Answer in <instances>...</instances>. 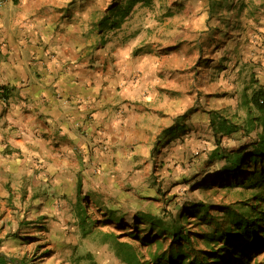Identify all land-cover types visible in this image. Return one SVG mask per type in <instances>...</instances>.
Segmentation results:
<instances>
[{
	"label": "crops",
	"instance_id": "obj_1",
	"mask_svg": "<svg viewBox=\"0 0 264 264\" xmlns=\"http://www.w3.org/2000/svg\"><path fill=\"white\" fill-rule=\"evenodd\" d=\"M89 4L0 0V86L9 90L0 99V196L9 181L16 197L28 196L17 225L42 235L32 242L68 244L79 196H111L123 185L133 192L150 175L162 106L155 103L165 96L150 86L160 72L154 55L133 50L163 48L149 37L98 32ZM256 17L264 31V7ZM26 210L33 216L24 221Z\"/></svg>",
	"mask_w": 264,
	"mask_h": 264
},
{
	"label": "trees",
	"instance_id": "obj_2",
	"mask_svg": "<svg viewBox=\"0 0 264 264\" xmlns=\"http://www.w3.org/2000/svg\"><path fill=\"white\" fill-rule=\"evenodd\" d=\"M154 1L109 0L98 14L97 21L93 25L101 33L107 30L117 32L137 7L150 8ZM173 3L176 10H165L162 17H172L173 14H178L183 7H191L198 11L200 16L204 17L202 30L198 31L195 40L188 48L191 53L197 52L198 54L197 67L195 68L194 64L193 70H189V72L195 73V69L198 73L209 70V73L216 72L219 80L223 81L224 78L228 77L231 80L230 85L234 87L232 94H229V96L235 98V104L232 106L230 116L224 115L218 110L207 112L209 115L208 123L213 129L211 138L214 139V146L202 152L199 156L189 157L191 176L185 178V175L181 173L183 181L170 184L166 193L175 192V190L181 188L179 184H187L192 190L200 189L207 187V183L216 179H222L225 188L242 185L258 191L254 195L256 204L249 207L251 212H243L242 214L232 210L226 230L216 228L213 229L210 235L204 236L205 244L208 247H214L221 243L224 246L221 249H226V247H230L233 238H242L241 241L243 242L249 240L252 235L256 234L263 222V219L259 216L264 214V211L259 210L257 203L260 201L259 196L264 190V31L260 30L262 27L259 26V19L256 16L259 15L264 4H259L255 0H249L247 3L245 0H176ZM183 45L167 46L157 51L154 50L152 45L145 44L136 47L133 50V56L139 57L146 54L154 56L168 55L179 51ZM8 98L9 90L4 86H0V99L6 102ZM189 111L179 116L175 123L162 128L152 143L150 150L151 168L147 186L148 190L150 192L154 191L155 196L158 198L162 188V180L166 178L167 171L171 169L166 168L164 163L170 161L174 168L184 165V156L178 159L177 150L183 143L182 135L189 131L186 122L195 114V108ZM230 139L231 142L228 141ZM172 150L177 152L171 153ZM203 154L206 158L201 159L200 157ZM246 170H249L248 178L238 184L240 175ZM172 171L173 173L169 175L175 173L174 170ZM184 171L186 172L187 169ZM246 183L249 184L246 185ZM158 198L141 196L140 199H143V201L138 204L146 206L149 203H147V200H157ZM173 199H175V195ZM92 204H94L93 208L97 207L93 211H99L98 215L106 219L103 221H110L118 225L133 224L134 231L137 233L150 232V236L143 239L148 246H151L153 238L158 236L171 239L173 247L169 252L161 253L158 252L157 248L154 252L150 251L149 260H143L135 246L118 242L117 237H114L112 240L114 252L121 263L179 264L182 261H188V264H195L197 262L194 258L189 261L190 256H185L186 251L183 250L182 244L188 246L191 242L189 231L185 230V224L193 223L189 222L190 218L195 219L196 213H200L201 210L206 213L204 204L193 202L184 205L178 216H175L166 208H161L158 213L151 212L155 211L152 209L145 211L139 208L134 212H123L107 205L101 207L102 200H93L91 195L79 196L74 213L75 224L77 223L79 229H83L87 218L86 211L88 210L86 209L92 207ZM247 205L244 204L245 207ZM149 206L151 207V203H149ZM166 211L168 212L166 213ZM170 214L172 218L165 216ZM24 223L21 224L20 222L19 225L23 227ZM29 223L27 222V224ZM139 225H144L145 228L140 230ZM41 227L44 226H39V228ZM232 230L234 232H231ZM17 237L16 232L1 237L0 250L4 246L12 245V240L15 239H20V244H23L22 241L38 239L29 236ZM252 244L253 242L249 243V245ZM156 245L161 247V242H156ZM49 247H51V244L47 245L44 252H42V256L51 253V250L47 252ZM242 252L243 250H239L235 257H241ZM213 255H215L214 249L207 253V256ZM86 257H88V254L85 255ZM217 257L219 256L214 258L216 262L220 259ZM34 260L24 255L20 257V260H17L12 254L8 253L6 255L0 251V264L41 263L39 258L37 260L39 262H34ZM208 261L207 258H203L199 264L202 262L207 264Z\"/></svg>",
	"mask_w": 264,
	"mask_h": 264
},
{
	"label": "rangeland",
	"instance_id": "obj_3",
	"mask_svg": "<svg viewBox=\"0 0 264 264\" xmlns=\"http://www.w3.org/2000/svg\"><path fill=\"white\" fill-rule=\"evenodd\" d=\"M175 1L155 0L150 8L137 7L131 17L122 25V29L118 30L117 34L122 37L133 38L135 42H137L139 37H149L153 40V45L160 44L162 48L184 44L177 52L154 56V60L159 63L160 72L156 73V76L152 75L153 78L149 80L150 86H152L151 89H155L157 92L152 93H155L156 96H165V100L164 97H161V101L155 103L162 105L158 119L160 124L153 128H157L155 132H159L162 128L175 123L179 116L195 108V114L186 122L189 131L182 135L183 143L177 150L178 159L184 156V165L174 168L170 161L164 163L166 168L171 169L167 171L166 178L162 180V188L159 192L161 196L159 195V198L155 196L154 191L150 192L148 190L147 184L149 180L147 178L143 181L144 186H139V189L134 188L133 192L130 185H123L126 188L115 190L111 196L103 193H98L96 197L94 195L91 196H94L93 200H102L101 207L107 205L123 212H134L138 208L145 211L152 209L155 210L151 211L154 213H158L161 208H166L175 216H178L180 209L184 205L193 202L204 204L206 213L201 210L200 213H196L195 219L190 218L189 222L193 223L185 224V230L189 231L191 242L188 246L185 244H182V246L183 250L186 251L185 256H190L189 261L194 258L197 262L193 261V263L199 264L203 258H207L209 260L207 264H264V214L259 216L263 219L260 228L249 240L243 242L241 241L242 238H233L231 239L230 247H226V249H221L224 247L221 243L214 247H208L204 241V236L210 235L213 229L226 230L232 210L242 214L243 212H251L249 207L256 204L254 195L258 191L242 185L225 188L223 187L222 179H216L207 183V187L200 189L192 190L187 184H179L181 188L177 187L178 189L175 192L166 193L170 184L183 181L181 173L185 175V178L191 176L189 157L199 156L202 152L214 146V139L211 138L213 129L208 123L209 115L207 112L218 110L222 114L230 116L232 106L235 104V98L229 96V94H232L234 87L230 85L231 80L228 77L224 78L225 80L223 81L219 80L216 72L209 73V70H203L198 73L195 69V73L189 72V70H193L194 64L195 68L197 67L198 54L197 52L191 53L188 48L195 40L198 31L202 30L204 17L200 16L198 11L191 7H183L178 14H173L172 17H162V13L165 10H176L173 3ZM90 2L89 7L97 8L98 13H100L109 0H89ZM154 76L158 79L154 78ZM228 141L231 142L232 140ZM177 151L172 150L171 153ZM200 158H206V156L203 154ZM185 169H187L186 172L184 171ZM172 170L175 173L169 175L173 173ZM248 171L242 172L238 184L248 178ZM248 184L246 183V185ZM13 186H15V182H7L5 190H7L8 195L0 196V237L14 232L17 233L19 238L26 236L41 237L42 235L36 234L30 227L23 226V228H20L21 225H17L18 220L22 218L19 206L24 201L26 202L28 196L21 199L16 197ZM128 188L129 190H127ZM164 191L165 193H163ZM174 195L177 200L173 199ZM141 196H154V198L158 199L147 200V203H151V207L149 203L146 206H141L138 204L143 201V199H140ZM259 198L260 201L257 203L259 210L264 211V190ZM29 202L31 203V200ZM245 203L248 204L246 207L244 206ZM91 206L86 209L88 210L86 211L87 218L83 229H79V227L73 229L72 239L64 246H53L51 244V247L47 250V252L51 250L49 255L42 256V252L48 245V239L36 242L30 240L22 241L25 244L15 247L14 245H8L4 250L12 254L17 260H20L23 255L30 259H35L34 262H39L37 261L39 258L41 260L40 264H123L115 255L112 242L114 237H117L116 240L118 242L135 246L143 260L150 259V251L154 252L158 248V252L165 253L169 252L173 247L170 238L159 236L153 238L151 246H148L143 239L150 236V232L137 233L134 231L133 224L118 225L110 221H103L106 219L98 215L99 211H93L97 207L93 208L94 204ZM29 209L31 210L32 208ZM171 214L165 216L172 218ZM23 215L25 216H23L24 221H26L27 217L31 219V216H33L27 210ZM138 228L143 230L145 226L139 225ZM128 232L131 233L129 234ZM231 232L234 231L232 230ZM156 242H161V247H157ZM250 242H253V244L249 245ZM212 249L215 250V255L207 256V253ZM239 250H243L242 256L236 258L235 255ZM86 254H88V257L85 258ZM216 256L220 258L217 262L214 259ZM179 264H188V261H182ZM201 264L204 263L202 262Z\"/></svg>",
	"mask_w": 264,
	"mask_h": 264
}]
</instances>
